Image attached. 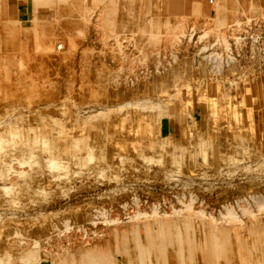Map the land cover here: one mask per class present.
Listing matches in <instances>:
<instances>
[{"label":"rangeland","instance_id":"obj_1","mask_svg":"<svg viewBox=\"0 0 264 264\" xmlns=\"http://www.w3.org/2000/svg\"><path fill=\"white\" fill-rule=\"evenodd\" d=\"M261 23L264 0H0V264H264Z\"/></svg>","mask_w":264,"mask_h":264},{"label":"crops","instance_id":"obj_2","mask_svg":"<svg viewBox=\"0 0 264 264\" xmlns=\"http://www.w3.org/2000/svg\"><path fill=\"white\" fill-rule=\"evenodd\" d=\"M209 1V3H211L212 2V0H208ZM28 2V1H27ZM26 1L24 2V4L23 5H20V3H22V1H17V3H15V6H17L16 8V12H15V14H16V17L19 19V18H22V19H28L30 16H32V11H33V9H32V3L31 4H29V3H27ZM14 2H12V4H13ZM20 6H19V5Z\"/></svg>","mask_w":264,"mask_h":264},{"label":"built area","instance_id":"obj_3","mask_svg":"<svg viewBox=\"0 0 264 264\" xmlns=\"http://www.w3.org/2000/svg\"><path fill=\"white\" fill-rule=\"evenodd\" d=\"M259 29H260V32H261V34H262V37L264 38V23H261Z\"/></svg>","mask_w":264,"mask_h":264}]
</instances>
